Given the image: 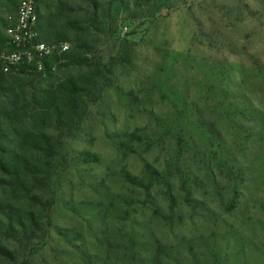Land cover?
Returning <instances> with one entry per match:
<instances>
[{"label": "rangeland", "instance_id": "1", "mask_svg": "<svg viewBox=\"0 0 264 264\" xmlns=\"http://www.w3.org/2000/svg\"><path fill=\"white\" fill-rule=\"evenodd\" d=\"M17 1L0 0V37ZM37 1L69 52L0 80V159L46 168L32 190L0 185L40 224L0 236L13 261L264 264V0ZM70 83L100 89L53 153L31 148L27 133L57 135L41 100L66 120Z\"/></svg>", "mask_w": 264, "mask_h": 264}, {"label": "trees", "instance_id": "2", "mask_svg": "<svg viewBox=\"0 0 264 264\" xmlns=\"http://www.w3.org/2000/svg\"><path fill=\"white\" fill-rule=\"evenodd\" d=\"M92 1V0H87ZM18 2V1H17ZM38 2V1H37ZM17 5V3H16ZM13 11L15 10V7ZM38 9V8H37ZM6 20H4V34H5ZM37 29L39 32L40 39L46 42L52 41H65L64 36L60 34L59 31H53V28L49 24H43L39 22ZM8 47L6 42V37H0V48ZM69 52V50L63 54L61 58L53 57L50 61L46 62L43 72L39 73H47L51 66L57 63L64 58V56ZM72 56H70V59ZM73 59V58H72ZM18 72H32L23 67L16 70ZM14 72V71H11ZM36 72V71H35ZM108 71L103 72L106 73ZM10 73V72H7ZM3 73L0 70V80ZM101 86V85H100ZM67 102L69 103V113L64 120L63 116L60 115L59 108L54 106L49 99L43 98L40 102V105L45 110H50V114L53 117L54 122L57 126V135L54 137H50L45 133H27L25 135L26 140L30 142V147L39 150L42 153H51L54 152L56 145L58 143V139L61 132H64L68 128H70L71 124L78 123L86 110L87 103L85 102V98L89 96H95L98 94L100 88H97L95 93H92L88 87H81L75 84L70 83L67 85ZM50 97V96H49ZM133 137V134L129 135ZM46 153V154H47ZM52 155L49 154L48 157ZM87 160H96V157L93 154H85L84 155ZM91 158V159H90ZM0 172L6 176L5 178H0V185L6 183H17L20 180H28L30 182L32 190L36 188L39 184H41V180L44 178V174L46 172V168L41 163H34L26 157L16 154L10 153L4 159H0ZM148 173L153 175H158L157 171L154 169H148ZM126 180L134 186L145 188L146 190L149 188L147 184H144L141 180L126 174ZM40 228V224L32 213H27L23 215L18 209L7 206L5 204L0 203V236L5 238L18 239L22 236H30L33 235L36 230ZM0 256L7 261L8 264H16L13 259V252L6 249L5 247L0 245Z\"/></svg>", "mask_w": 264, "mask_h": 264}, {"label": "built area", "instance_id": "3", "mask_svg": "<svg viewBox=\"0 0 264 264\" xmlns=\"http://www.w3.org/2000/svg\"><path fill=\"white\" fill-rule=\"evenodd\" d=\"M5 20L8 47L0 48V70L3 73L21 67L43 72L46 62L53 57L61 58L69 50L67 41L46 42L40 39L37 0H18L15 10L7 14Z\"/></svg>", "mask_w": 264, "mask_h": 264}]
</instances>
